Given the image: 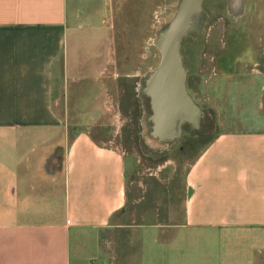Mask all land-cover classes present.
<instances>
[{"label":"crops","instance_id":"1","mask_svg":"<svg viewBox=\"0 0 264 264\" xmlns=\"http://www.w3.org/2000/svg\"><path fill=\"white\" fill-rule=\"evenodd\" d=\"M112 8L113 0H0V264H230L232 256L219 258L226 230L264 232V126L215 134L187 169L183 219L172 224L118 220L145 200L143 183L134 179L141 161L113 144L107 123L63 126L65 92L73 103L78 96V117L100 119L106 110L82 107L94 102L106 109L98 93L109 90L101 80L130 65L127 53L115 64L100 63L106 50L79 41L98 39L111 25ZM82 53L92 61L81 60ZM214 54L221 70L233 72L258 54L253 70L264 76V51L255 47ZM91 71L96 95L89 94L90 80L77 86ZM164 162L155 166L161 170ZM143 229H152L151 243L160 240L157 230L173 229L166 252L120 253L130 232ZM203 232L218 236L217 245L209 241L210 257Z\"/></svg>","mask_w":264,"mask_h":264},{"label":"rangeland","instance_id":"2","mask_svg":"<svg viewBox=\"0 0 264 264\" xmlns=\"http://www.w3.org/2000/svg\"><path fill=\"white\" fill-rule=\"evenodd\" d=\"M178 3L179 0H113V17L108 29L100 32L96 40L93 38L79 41L87 47L95 42L93 51L106 50L100 63L106 62L108 58L111 64H115V60L118 62L117 58L120 62L121 56L129 54L128 69L135 68L137 74L135 70H126L122 65L120 70L117 67L111 70V77L101 80L102 87L105 82L106 89L109 90L108 95L104 96L100 87L102 92L98 93L100 99L106 100V109L102 103L94 102L88 105L86 103L82 107V111L94 107L106 110V114L101 115L100 119H96L98 113L94 117H86L83 113L78 117V96L74 103L72 95L68 96L67 92L61 99V103L66 102L68 112L67 118L63 120L64 127L85 128L94 122H101L102 125L107 123L112 130L110 135L113 144L121 146L126 153H133L141 161L140 166L135 168L134 179L143 183L141 192L144 193L145 200L138 204V209L133 206L122 216L118 215V220H155L167 224L181 221L185 175L190 163L201 150L223 129L264 126V89L261 88L264 76L253 70L255 61H252L259 58L258 54L253 55L250 61V57L247 60L242 59L244 64L240 63L234 72L221 70L219 56L216 58L214 54L216 50L217 53L230 52L233 45L237 48L255 47L259 53L264 51V0H246V13L236 17L229 10V0H203L204 27L200 33L186 35L181 47L187 71L188 91L203 109L202 128L191 129L186 122L181 136L173 140L148 135L151 128L147 116L152 112V107L151 97L142 92L143 78L160 61L161 51L153 43V39L164 22L174 17ZM238 37H241V42ZM207 53L214 54V57L211 59L209 54L206 56ZM137 55L139 57L135 59ZM80 57L81 60L89 62L93 55L82 53ZM86 73L81 72L82 76ZM90 74L91 76L86 75L87 79L77 86H86L90 80L91 91L95 93L89 91V94L96 95L99 88L93 87L92 83L95 71ZM80 89L78 94L83 95V90ZM107 108H111V112ZM164 161H169V165L161 170L155 166L165 164ZM155 171H159L157 176L149 175ZM168 186L171 191H168ZM136 191L139 193L138 189ZM147 212L154 214L146 215ZM147 230L151 232L152 229L135 233L131 231L127 247L120 248L119 252L127 251V254L142 256H156L162 254V250L166 252L164 241L173 229L157 230L160 240L156 242L153 237V243L146 234ZM202 237L208 243L218 239L212 232H203ZM224 239L225 243L218 247L220 260L224 261L229 255L232 256L231 261H234H229L230 264H259L263 260V230H226ZM213 244L217 245L216 241ZM211 247L209 243V257L212 255ZM247 256H250L251 262H248Z\"/></svg>","mask_w":264,"mask_h":264},{"label":"bare ground","instance_id":"3","mask_svg":"<svg viewBox=\"0 0 264 264\" xmlns=\"http://www.w3.org/2000/svg\"><path fill=\"white\" fill-rule=\"evenodd\" d=\"M170 63L173 65V67H167V64ZM176 63V64H175ZM179 63L177 62H170L167 60H165L164 63V70L163 72H168V70H172L174 72V77L169 81L170 83H168L165 78H162V80L159 82L158 84H156V91L154 90V92L152 93L151 91L147 94L151 97V107H152V112L150 113V115L148 116V122H150L149 126H150V132H153L155 129V124H156V120H157V116L160 118L161 121H158L159 123L162 122L165 131H168L167 134H175V139L177 137H180V135L182 133H179V130H176V127L174 128V126H172V121L171 124L167 123V109L168 111H173V113H176V115L180 116V120H181V124L188 122V123H193L197 126H200L201 122H202V117H203V109L202 107L194 100V98L191 96V94L187 91V89L185 90V87H180L178 86V81L176 80L177 76L175 74L176 68H178ZM177 65V66H176ZM175 66V67H174ZM162 69V67H161ZM182 71H180L181 73ZM163 73V74H165ZM184 75V73H183ZM164 76V75H163ZM162 76V77H163ZM161 79V78H160ZM164 80H165V88L163 87L164 84ZM153 85L151 84L150 87H152ZM164 89H167L168 92V96H170L175 90H179V92L181 93V98L179 96L178 101H176L175 103L172 102V105L168 103L165 95V91ZM158 91V92H157ZM162 91V92H161ZM160 94V96H159ZM161 104V105H160ZM154 117L156 119H154ZM179 120V119H178ZM177 120V121H178ZM181 124L179 125L180 128ZM170 127H172V129H170ZM176 130V131H175ZM183 130V128H182ZM175 131V132H172ZM154 134H157L156 132H154ZM166 132L165 134H158L160 139L166 138Z\"/></svg>","mask_w":264,"mask_h":264},{"label":"flooded vegetation","instance_id":"4","mask_svg":"<svg viewBox=\"0 0 264 264\" xmlns=\"http://www.w3.org/2000/svg\"><path fill=\"white\" fill-rule=\"evenodd\" d=\"M245 1L246 0H229V10L232 13V15H234L236 17V16H241L244 13H246ZM184 11H185V18L186 19H184L185 21L183 22V28L181 30V33L183 32L185 34V36L188 34H192V33H200L202 31V29L204 27V23H205L203 7L200 8L199 6L187 4ZM172 19H173V17L170 20L164 22L161 29L158 31L157 36L153 39V43H155L158 47L160 46L164 50L165 60L167 58L168 61H169V55L167 52V45L169 44L170 40L172 39L171 36H172L173 31H174V28L176 27V23L173 22ZM185 36L183 37V40H184ZM180 58L183 60V56L181 53L176 55V61H175V59L173 61L171 59V61L180 63L179 64V71H182L181 73L182 74L184 73V76H186V78H187V71H186L185 63L181 64ZM167 67H173V65L168 63ZM157 69L158 68L154 67L146 75H144L143 84H142V92L143 93L148 94L150 91L153 93L155 90L156 84H158V81L160 80V78H165V80L167 81V80H170L174 77V72L172 70H168V72L165 73V72L159 71ZM160 72H162V73H160ZM163 73H165V74H163ZM167 82L170 83L169 81H167ZM151 84L153 85L152 87H150ZM186 89L188 91L187 87H186ZM147 119H148V116H147ZM189 125H190V128H199L201 126V124H200V126H197L193 123H189ZM181 127L184 130V123L181 124ZM201 128L202 127H200V129Z\"/></svg>","mask_w":264,"mask_h":264},{"label":"water","instance_id":"5","mask_svg":"<svg viewBox=\"0 0 264 264\" xmlns=\"http://www.w3.org/2000/svg\"><path fill=\"white\" fill-rule=\"evenodd\" d=\"M187 4L188 5L192 4L194 6H199L200 8H202L203 7V0H179L178 9H177V11H176V13L172 19L173 22L176 23V27L174 28V31L172 33V36H171L172 39L170 40L169 44L167 45V52L169 55V61L170 62H171V59H172V61L174 59L176 61V55L177 54H180V53L182 54L181 47H182L183 37L185 36V34L183 32L181 33V30L183 28V22L185 21L184 19H186L184 10H185V7ZM159 48L161 51V57H160V61H159L158 65L156 66V68H158L157 70H159V71H163L165 68V66H164L165 53H164V50L160 46H159ZM180 60H181V64H184V60H182L181 58H180ZM179 64H178V66L176 65L178 67V68H176V71H175V74L177 76L176 80L178 81V86L180 87V90H181V87L182 88L185 87V90H186V87H187L186 76H184L182 73H180ZM161 67H162V69H161ZM160 73H162V72H160ZM161 80H162V78L160 79V81ZM163 87L164 88L166 87L165 86V80H164ZM155 91H156V89H155ZM164 91H165L166 97H163V98H166L168 103L171 105H172V102L175 103L176 101H178L179 96L181 98V93L179 92L178 89L175 90L170 96H168V93H166V92H168L167 89H164ZM159 96H160V94H159ZM154 119H156V118L154 117ZM180 119H181L180 116L176 115V113H173V111L172 112L168 111V109H167V123L171 124L170 121H172V126H174V128L176 127V130H179V133H182L183 130H182V128L179 127V125L181 124ZM158 121H161V120L157 116L156 124L154 126L155 127L154 132H156L157 134H163V135L166 132V134H167L168 131H165V128H164L162 122L159 123ZM170 129H172V127H170ZM191 129H193V128H191ZM175 131H172V132H175ZM170 134H167L166 138H163V139L173 140L175 138V136H174L175 134H172V135H170Z\"/></svg>","mask_w":264,"mask_h":264},{"label":"built area","instance_id":"6","mask_svg":"<svg viewBox=\"0 0 264 264\" xmlns=\"http://www.w3.org/2000/svg\"><path fill=\"white\" fill-rule=\"evenodd\" d=\"M54 165V164H53Z\"/></svg>","mask_w":264,"mask_h":264}]
</instances>
